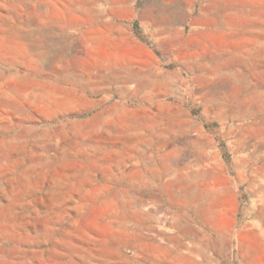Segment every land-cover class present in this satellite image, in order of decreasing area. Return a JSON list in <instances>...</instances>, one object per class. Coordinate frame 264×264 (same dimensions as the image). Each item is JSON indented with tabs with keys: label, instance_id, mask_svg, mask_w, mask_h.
I'll list each match as a JSON object with an SVG mask.
<instances>
[{
	"label": "rangeland",
	"instance_id": "obj_1",
	"mask_svg": "<svg viewBox=\"0 0 264 264\" xmlns=\"http://www.w3.org/2000/svg\"><path fill=\"white\" fill-rule=\"evenodd\" d=\"M0 264H264V0H0Z\"/></svg>",
	"mask_w": 264,
	"mask_h": 264
}]
</instances>
